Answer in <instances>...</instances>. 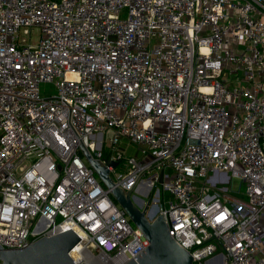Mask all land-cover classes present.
Masks as SVG:
<instances>
[{
    "label": "built area",
    "instance_id": "2783aa9c",
    "mask_svg": "<svg viewBox=\"0 0 264 264\" xmlns=\"http://www.w3.org/2000/svg\"><path fill=\"white\" fill-rule=\"evenodd\" d=\"M82 146L163 200L193 264H264V0H0L1 248L72 230L76 264H127L149 246Z\"/></svg>",
    "mask_w": 264,
    "mask_h": 264
},
{
    "label": "water",
    "instance_id": "95a60500",
    "mask_svg": "<svg viewBox=\"0 0 264 264\" xmlns=\"http://www.w3.org/2000/svg\"><path fill=\"white\" fill-rule=\"evenodd\" d=\"M82 150L96 175L111 190L113 198L149 242L145 252L127 264H193L195 259L170 236L163 216H157L159 207L144 205L142 200L133 201L131 191L124 192L116 186L109 168H116L117 163L106 160V164L103 165L94 159L84 146ZM79 242L78 235L70 230L54 237H43L25 248L0 247V260L2 264H76L69 256V252Z\"/></svg>",
    "mask_w": 264,
    "mask_h": 264
},
{
    "label": "rangeland",
    "instance_id": "374dc122",
    "mask_svg": "<svg viewBox=\"0 0 264 264\" xmlns=\"http://www.w3.org/2000/svg\"><path fill=\"white\" fill-rule=\"evenodd\" d=\"M30 38H31V42L33 44L37 43L40 39V30L38 28L32 29ZM41 89H42L43 94H46V95H52V94L56 93L55 86L53 84H43L41 86ZM106 138L108 139V137H106ZM120 148L123 150V152L126 156H139L140 155V150L138 149V146H136L135 144H132L126 140H122V142L120 144ZM108 152L109 151L106 148V150L104 151V155L107 156ZM112 177L114 178V175H112ZM135 197H138L139 199H143L145 202H148V198L133 193L132 194L133 201H134ZM163 203H164L163 200H161V202L158 203L159 207H161L163 205Z\"/></svg>",
    "mask_w": 264,
    "mask_h": 264
},
{
    "label": "crops",
    "instance_id": "0c3cea01",
    "mask_svg": "<svg viewBox=\"0 0 264 264\" xmlns=\"http://www.w3.org/2000/svg\"><path fill=\"white\" fill-rule=\"evenodd\" d=\"M136 200V199H135Z\"/></svg>",
    "mask_w": 264,
    "mask_h": 264
}]
</instances>
